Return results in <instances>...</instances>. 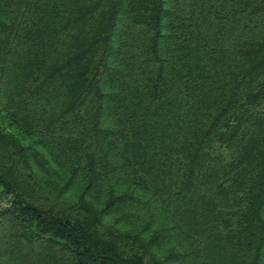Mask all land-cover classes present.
<instances>
[{
    "label": "trees",
    "instance_id": "obj_1",
    "mask_svg": "<svg viewBox=\"0 0 264 264\" xmlns=\"http://www.w3.org/2000/svg\"><path fill=\"white\" fill-rule=\"evenodd\" d=\"M0 264H264V0H0Z\"/></svg>",
    "mask_w": 264,
    "mask_h": 264
},
{
    "label": "built area",
    "instance_id": "obj_2",
    "mask_svg": "<svg viewBox=\"0 0 264 264\" xmlns=\"http://www.w3.org/2000/svg\"><path fill=\"white\" fill-rule=\"evenodd\" d=\"M11 207V202L10 201H0V210H4V209H7V208H10Z\"/></svg>",
    "mask_w": 264,
    "mask_h": 264
}]
</instances>
